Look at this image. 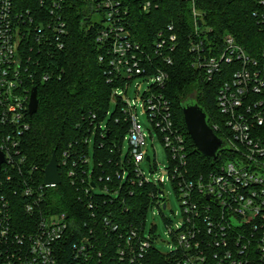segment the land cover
Returning a JSON list of instances; mask_svg holds the SVG:
<instances>
[{"label": "built area", "instance_id": "obj_1", "mask_svg": "<svg viewBox=\"0 0 264 264\" xmlns=\"http://www.w3.org/2000/svg\"><path fill=\"white\" fill-rule=\"evenodd\" d=\"M81 1L91 2L92 15L100 16L96 39L104 51L100 59L107 61V80L128 78L114 87L111 95L112 103L119 99L120 112L128 122L124 135L128 152L123 156L121 150L114 171L119 181L110 185L113 177L101 175L98 180L103 185L99 186L90 169L81 166L89 162L88 157L74 160L69 166L68 154L63 152L61 156L65 175L73 182L81 179L80 186L89 195L85 204L89 218L95 221L93 225L98 223L101 230L123 240L117 245L120 260L145 264L149 248L159 241L157 234L153 229L145 232L144 225L123 227L110 206L114 199L109 198V206L103 208L94 193L118 196L122 191L131 194V186L149 185V210L157 207L167 219L162 186L169 180L182 209L180 221L174 227L171 222L169 225L175 248L166 252L176 264H264V48L257 56L250 55L230 33L224 34L218 51L204 47L201 38L191 41L193 64L208 79L227 75L216 97L218 111L225 117L224 126L221 130L217 122L210 126L214 132L220 131V136L215 134L227 143L232 154L213 171L193 175L187 168L184 137L175 125L169 100L161 92L168 73L162 64L152 63L147 48L132 39L126 26L127 8L121 0ZM189 1L198 22L199 12L193 0ZM257 1L264 5V0ZM39 2L48 9V18L38 19L16 0H0V264H65L67 246L72 264H92L102 254L92 240L97 226H88L90 237L80 235L73 214L47 212L43 206L46 187L57 184H39L29 168L22 175L25 156L20 135L28 129L26 115L32 90L28 85L37 74L33 65L39 64L42 55L63 48L67 33L64 15L71 0ZM149 7V1L142 5L144 10ZM171 29L169 26L165 33L159 32L155 45L163 63L171 62L167 53L175 47L176 35ZM41 77L47 80L49 74L43 72ZM134 79L146 84L137 93L150 123V137L155 133L167 152L164 175L152 174L157 168L155 160L149 166L150 177L142 169L143 162L150 163L151 157L146 155V134L137 118V103L126 96ZM79 171L87 174L86 179ZM15 184L26 199L20 208L31 216L20 223Z\"/></svg>", "mask_w": 264, "mask_h": 264}, {"label": "trees", "instance_id": "obj_2", "mask_svg": "<svg viewBox=\"0 0 264 264\" xmlns=\"http://www.w3.org/2000/svg\"><path fill=\"white\" fill-rule=\"evenodd\" d=\"M16 1L22 8H30L36 17L48 18V9L39 0ZM147 1L150 7L144 10L142 5ZM121 2L128 10L126 26L132 39L147 48L152 63L162 64L168 73L161 92L169 100L175 125L184 137L188 171L193 175L213 171L217 165L230 159L232 154L228 149L221 151L216 159H208L201 154L186 129L182 107L187 103L198 104L206 112L209 125L217 122L221 130L225 117L218 111L216 97L227 75H216L208 79L193 64L190 43L201 38L204 47H215L218 51L222 47V37L230 33L248 54L257 56L264 48V5L257 0H193L199 12L198 23L195 22L189 0ZM91 15V2L71 0L66 5L64 15L67 33L63 48L42 55L39 64L33 65L37 74L28 86L30 89L36 88L38 105L33 114L26 115L28 129L20 135V148L25 156L22 175L29 168L32 170L30 174L39 184H43L44 168L52 154H55L60 164L61 181L45 189L43 206L47 212L64 211L69 216L73 214L80 235L86 237H90L88 226H97L92 240L102 254L99 258L95 257L92 264H129L117 256V245L122 244L123 240L115 233L101 230L98 223L93 225L95 221L89 218L85 204L89 195L83 192L81 179L73 182L65 175V168L61 164L63 152L68 154L69 166L72 161H78L83 156L90 160L89 142L92 139L91 160L82 164V168L90 169L94 182L99 186L103 185V181L98 180L101 175L110 174L113 177L110 185L119 181L114 171L118 168L116 164L128 122L120 112L119 99L112 103L111 95L114 87L128 81V78L125 76L120 81L107 80V61L106 58L100 59L104 51L96 39L99 24L91 20ZM169 26L172 27L170 31L176 35V41L173 51L167 53L171 62L163 63L155 45L159 32L165 33ZM162 50L168 52L166 48ZM43 72L49 74L47 80L42 79ZM111 105L114 106L112 112L109 110ZM215 133L220 136L219 130ZM86 176L81 172V177L86 179ZM130 188L131 194L128 191H122L118 196L94 193V197L104 205L103 208L109 206V198L114 199L110 206L123 227L142 226L150 208L151 197L148 191L152 187L143 185ZM15 189L17 193L14 201L19 207L17 222L20 223L31 216L20 208L26 199L16 184ZM64 261L65 264H72L68 246ZM144 261L145 264H176L171 255L156 247L149 248Z\"/></svg>", "mask_w": 264, "mask_h": 264}, {"label": "rangeland", "instance_id": "obj_3", "mask_svg": "<svg viewBox=\"0 0 264 264\" xmlns=\"http://www.w3.org/2000/svg\"><path fill=\"white\" fill-rule=\"evenodd\" d=\"M99 19H100L99 15L97 14L91 15L92 21H98ZM145 87L146 84L143 81L134 79L131 81L128 87L126 96L134 103H137V118L146 134V143H147L146 155L151 157V162L149 163L144 161L142 164V169L144 173L150 177L151 173L149 166L153 164L155 160L157 168L152 172V174L154 176H160V175H164L162 168L163 166L168 164V156L164 145L157 138L155 133H153V136L150 137V134L148 132V129H150V123L146 115L143 114L139 99L140 96L139 93H141ZM137 90L139 91V93H137ZM113 109L114 106L111 105L109 109L110 112H112ZM121 150L123 156L128 152L127 139L123 141ZM91 155H92V139L89 142L90 160H91ZM162 190L164 192L165 202H166V208L163 210V213L165 217L169 220V222L167 223L165 221V218L162 216V214L158 212V208L154 207L152 210H149L147 212L144 226H145V232H148L150 229L154 230V232L157 234L159 239L158 243H156V248L159 251L166 253L175 248V244L172 241L171 233L169 231L170 222L171 225H173L174 227V224L180 221L182 217V209L178 195L169 180H165L162 186Z\"/></svg>", "mask_w": 264, "mask_h": 264}, {"label": "water", "instance_id": "obj_4", "mask_svg": "<svg viewBox=\"0 0 264 264\" xmlns=\"http://www.w3.org/2000/svg\"><path fill=\"white\" fill-rule=\"evenodd\" d=\"M38 105L36 88L33 87L29 97L28 112L33 114ZM183 119L186 129L197 149L208 159H215L217 155L228 149L227 143L219 138L208 123L206 112L196 103H187L182 107ZM148 159V157H146ZM3 155L0 153V164ZM58 162L55 154L44 168V183L47 185L60 183Z\"/></svg>", "mask_w": 264, "mask_h": 264}]
</instances>
